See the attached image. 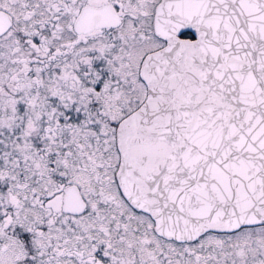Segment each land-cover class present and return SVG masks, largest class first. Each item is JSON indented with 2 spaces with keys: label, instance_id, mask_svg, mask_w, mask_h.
Instances as JSON below:
<instances>
[{
  "label": "snow or ice",
  "instance_id": "obj_1",
  "mask_svg": "<svg viewBox=\"0 0 264 264\" xmlns=\"http://www.w3.org/2000/svg\"><path fill=\"white\" fill-rule=\"evenodd\" d=\"M0 264H264V0H0Z\"/></svg>",
  "mask_w": 264,
  "mask_h": 264
}]
</instances>
